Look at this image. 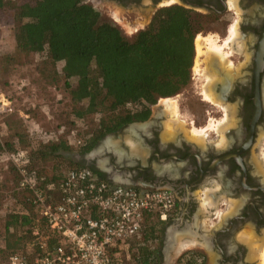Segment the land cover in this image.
Masks as SVG:
<instances>
[{"label": "flooded vegetation", "instance_id": "af4514ba", "mask_svg": "<svg viewBox=\"0 0 264 264\" xmlns=\"http://www.w3.org/2000/svg\"><path fill=\"white\" fill-rule=\"evenodd\" d=\"M109 1L121 9H140V19L149 18L148 22L155 11L178 6L198 20L199 28L194 37L197 34L217 37L223 44L222 51L220 55L212 52L206 62L217 61L224 55L222 67L230 74L220 70L218 81L215 75L208 74L211 81L206 79L205 89L225 107L228 118L224 119L223 108L203 101L198 90L196 100L205 105L201 126L209 119H220L221 130L208 129L201 142L185 138L177 129L174 133H166L169 137L160 136L162 116L159 113L152 117L150 111L156 100L147 106V114L133 113L128 122L102 134L92 147L104 144L108 135L120 137L125 133L128 143L120 140L124 152L106 142V146L89 159L84 158L86 153H76L75 159L109 183L169 191L173 207L162 229L163 239L167 228L180 219V226L184 221L192 222L196 211L200 210L197 192L210 197L212 203H219L224 213L229 207L220 203L221 199L236 200L225 222L202 238L206 246V251L201 253L203 264L209 255L214 257L213 264H254L258 246L264 243L253 250L247 243L250 238L254 242L264 241V163L261 161L264 146H260L264 141V50L261 63L258 62V44L264 31V0ZM232 26L235 38L227 41ZM204 59L203 68L208 64ZM204 209L210 213L214 210L213 206Z\"/></svg>", "mask_w": 264, "mask_h": 264}, {"label": "trees", "instance_id": "16d2710c", "mask_svg": "<svg viewBox=\"0 0 264 264\" xmlns=\"http://www.w3.org/2000/svg\"><path fill=\"white\" fill-rule=\"evenodd\" d=\"M84 1L0 0V10L6 12L13 23L15 52V56L4 55L2 59L16 63L18 58H25L30 53L44 52L46 61L44 59L41 63L49 60L62 62L60 77L72 106V117L69 128L64 130L61 126L57 141H45L43 132L38 134L36 147H31L29 136L32 130L26 127L25 131L20 119L14 125L13 119L7 117L15 112L14 109L2 115V118L6 117L2 125L5 130H10V139L0 143V158H6L19 149L18 146L25 144L27 139L32 148L27 151L29 167L36 177L42 178L43 183L59 178L67 168L87 167L94 172L91 167L70 157L69 137L72 134L83 133V142L76 153H87L102 134L121 127L133 113L147 114V106L158 98L176 94L190 79L194 34L199 22L186 10L178 6L161 8L154 12L143 29L127 39L112 23L100 20L99 12ZM37 72L46 81L57 82L56 77H46L40 69ZM81 101H85L84 104L77 106ZM86 114L95 115L92 129L79 128ZM34 158L51 164L46 168L36 167ZM7 162L0 195L8 194L13 198L19 191L18 177L9 160ZM169 218L170 215L166 221ZM35 220L36 212L27 202L20 206L18 213L6 215L0 263L30 240V226ZM166 221L161 222L154 216L145 217L141 245L136 246L132 241L129 247L132 261L148 264L151 260L156 264L157 252L151 241L159 236ZM12 225L18 228V233L6 231Z\"/></svg>", "mask_w": 264, "mask_h": 264}, {"label": "built area", "instance_id": "2783aa9c", "mask_svg": "<svg viewBox=\"0 0 264 264\" xmlns=\"http://www.w3.org/2000/svg\"><path fill=\"white\" fill-rule=\"evenodd\" d=\"M12 110L11 100L0 93V115ZM61 132V127L45 132L44 140L57 141ZM82 142L76 133L69 141L73 146ZM6 159L36 220L30 240L0 264H127L130 243H142L145 217L164 222L172 212L173 197L165 189L109 183L87 167L67 168L59 178L43 183L29 167L27 150L16 149ZM175 264H203V257L184 249Z\"/></svg>", "mask_w": 264, "mask_h": 264}, {"label": "rangeland", "instance_id": "374dc122", "mask_svg": "<svg viewBox=\"0 0 264 264\" xmlns=\"http://www.w3.org/2000/svg\"><path fill=\"white\" fill-rule=\"evenodd\" d=\"M16 1L22 2L26 0ZM84 2L90 4L95 10L99 12L100 20L112 23L127 39H131L138 30L143 29L149 20V18L140 19L142 16L140 9H121L109 0H85ZM209 38H212L219 46H223L222 42L217 41V37L210 35H195L194 57L190 67V79L188 84L176 94L170 97H165V99L167 98L166 101H168V105H171L170 107L164 106V98L161 100L157 99L156 103L150 106L152 117L155 115L157 116L159 113L160 116H162L159 129L160 136L164 135L166 137L168 135L166 133H174L177 129V132H182L185 138H192L197 142H201V139L206 134L208 129L209 131L213 129L215 132H219L221 130L220 119L216 121L209 119L205 125L201 126L204 119L202 109L205 107V105L196 100V91L199 90V96L203 101L207 102L202 98L201 95V93L205 90L206 81L205 68H203L202 65L204 54H197L196 40H198L200 49L203 52L209 45V42L207 41ZM4 55L15 56L13 43V23L7 13L0 10V92L6 95L12 101V106L15 111L13 114L7 117H11V119H13L12 121H14V125H16L18 119H20L21 127L25 131L26 127H29L32 130V135L29 136V139L32 142L31 147H36L38 134L42 135L43 132H54L61 126L64 127V130L69 128L68 123H70L72 117V106L69 101L67 91L62 86V78L60 77V68L62 66V62L57 61L52 63L49 60L48 63H41L46 58L44 52L39 54L30 53L25 58H18V62L16 61V63H7L2 59ZM38 69H40L46 77H56L57 82L50 83L41 78L37 72ZM262 87L264 91V84ZM84 102L85 101H81L79 104H77V106L83 105ZM215 107L220 108L219 106ZM19 116H21L22 119H26V122L22 121ZM4 118H2V115H0V143L4 140L10 139V130H5L2 125V121L5 120ZM225 118H228L227 112L224 116V119ZM191 120H193L195 123L193 124ZM211 121L216 123V126L208 128V125ZM188 122L189 124H187ZM80 123L82 124L79 125L80 129L84 126L92 129L95 123V115H84ZM201 127L205 129V132H203L201 135H197L192 132L193 128ZM64 134L67 135L68 133L64 131ZM82 134L83 133L80 131L77 132L78 136H82ZM71 137H69V139H71ZM258 137L259 133L257 135V138ZM120 140H123L124 143H128L127 139L125 138V133H121L120 137L108 135L105 138V142L112 144L116 150L124 152L125 147L122 146ZM129 145L131 146L132 144L129 143ZM260 146H264V141ZM18 147L27 151L32 149L30 148L27 139H25V144ZM70 149V157L77 161L75 159V154L78 150V146L71 145ZM261 151L264 152V149ZM261 161L264 163V153L263 157H261ZM61 163L64 164L63 161H61ZM50 164V161H43L38 158H34L33 160V165L36 167L46 168L49 167ZM62 167L66 168L65 165H62ZM7 168L8 162L6 158H0V177H2V179L4 176L3 173L7 170ZM262 174L264 175V169L262 170ZM3 195L4 199H2V202H0V205H2V207L0 206V211H2L0 212V245L1 238L5 233L4 220L6 215L12 212L18 213L20 211V206H24V204H26L24 194L21 191H18L12 198V205L10 200L11 197H8V194ZM196 198L198 199V208H200V210L198 209L193 216L194 222L198 223V221H200L202 222V227L204 229H208L206 224L208 221H205V218H209L208 214H210V211H208V209H204V207L213 206L214 209L216 207H220V204L217 202L212 203L210 197L200 195L199 192L196 193ZM16 206L17 208H15ZM3 208H5L6 211H4ZM204 211L207 212L205 213ZM6 231L9 233H18V228L15 227V225H12ZM243 232L246 233V230L243 229ZM181 237L182 236H179L176 239V246L179 244V240H187V238ZM155 239L156 241H151V246L153 249H157L159 236H156ZM260 242H254L252 238L247 241L249 248L252 250L257 248V246L262 244L264 241ZM21 247H23V245ZM175 251L178 252L177 247H175ZM175 251L174 253H170L169 256H166L165 259L163 258V262H159L157 259L156 264H169L171 261L175 260L178 254L175 253ZM179 251H181V249ZM127 264L137 263L136 261L131 260L127 262ZM254 264L259 263L256 260Z\"/></svg>", "mask_w": 264, "mask_h": 264}, {"label": "crops", "instance_id": "0c3cea01", "mask_svg": "<svg viewBox=\"0 0 264 264\" xmlns=\"http://www.w3.org/2000/svg\"><path fill=\"white\" fill-rule=\"evenodd\" d=\"M2 181V177H0V183ZM114 184H118V183H114ZM1 191V190H0ZM4 195H0V202H2V199ZM9 197V196H8ZM11 205L13 204V199L11 198ZM232 199H226V198H222L220 203H225L228 204V211L224 213V210L221 209L222 206L220 207H216L214 208V211L211 212L210 214H208V217L210 218H205V221H208L207 227L208 229H204L202 227V222L198 221L194 222V217L192 222L189 221H184V224L182 226H180L181 224V219L178 221L177 224L170 226L169 228H167V233L165 234V237L163 239V234L162 232L159 235V239H158V246L156 249V261L158 259L159 262H163V260L166 258V256H169L170 253H174L175 251V247H177L178 249V244L176 246V239L179 236H182L181 238H187V240L189 241H193V245H187L186 247H182L181 251L184 249H190V250H194L196 252H199L200 254L204 251H206V246L205 243L202 241V238L205 236L209 235V231L211 229H217L219 226H221L222 223L225 222V218L227 216H230V214L232 213L230 210L232 209L233 205L236 206V200L231 201ZM10 204V202H9ZM2 207V205H0ZM17 208V206L15 207ZM231 208V209H230ZM4 211L5 208H3ZM9 210V209H8ZM2 212V211H0ZM11 227V226H10ZM8 227V229L10 228ZM249 233V231H248ZM204 235V236H202ZM197 239V240H196ZM182 240V239H181ZM156 241V239L154 240ZM175 241V243H174ZM180 242V240H179ZM130 245H132V243H130ZM192 246V247H191ZM180 249H178V252L175 251V253H179ZM129 255L131 257V252L129 250ZM164 258V259H163ZM257 258V257H256ZM175 259V258H174ZM162 260V261H161ZM131 261V258H130ZM214 263V257L212 255H209L207 261L204 264H213ZM169 264H175V260L171 261Z\"/></svg>", "mask_w": 264, "mask_h": 264}, {"label": "bare ground", "instance_id": "6f19581e", "mask_svg": "<svg viewBox=\"0 0 264 264\" xmlns=\"http://www.w3.org/2000/svg\"><path fill=\"white\" fill-rule=\"evenodd\" d=\"M234 38H235V28H234V26H232L231 29H230V31H229V36L227 38V41L229 39L230 40L231 39L234 40ZM197 39H198V37H197ZM262 40H263V38H261V42H262ZM207 41L209 42L208 43L209 45H208L207 49L202 52L201 49H200V46H199V42H198V40H196V52H197V54H202L203 53L204 54V57H205L204 62L205 63L208 62V64L205 66V73H206V79H207V81L208 82L211 81V80L208 79V74H212L213 77L215 75L214 78H215V80L218 81V80H220V74H219L220 73V70L224 74H228V73L230 74V72L229 71L226 72V68L223 69V67H222L223 66V62L222 61H225V60H223L224 59V55H221L219 59L217 58V61L214 60V59H212V60L206 62V59H207L208 55H210L212 52H214L215 55L216 54H219L220 55V53L222 51L221 46H219L212 38H209ZM208 70H211V73ZM206 71H208V72H206ZM202 96H203V98L205 100L210 101L211 103L216 104L217 106L221 107V109L223 108L222 110L224 112H226L225 107L222 104L218 103L215 99H213V97L210 95V93L208 91H206V89L202 92ZM166 100H167V98L166 99L165 98L163 99L164 106L170 107L171 105L170 104L168 105V101H166ZM215 126H216V123H214V122L211 121L209 123V125H208V128H212V127H215ZM192 132L195 133V134H197V135H201L203 132H205V129L203 127H201V128H193L192 129ZM174 243H175V241H174ZM193 244H194L193 241H190V240L189 241L188 240H180V242L178 244V249H181L182 247H186L187 245H193ZM258 247L259 248L257 250V261H258L259 264H264V244L263 245H260Z\"/></svg>", "mask_w": 264, "mask_h": 264}, {"label": "water", "instance_id": "95a60500", "mask_svg": "<svg viewBox=\"0 0 264 264\" xmlns=\"http://www.w3.org/2000/svg\"><path fill=\"white\" fill-rule=\"evenodd\" d=\"M262 35H263V40H262V42L259 41V44H258V48H259V52H258V58H259V60H258V62H259V63H261V54H262V52H263V50H264V31L262 32ZM159 99L161 100L162 98H159ZM256 112H257V110H256ZM105 143H106V142H104V144H99L96 148H94V149L88 151V152L84 155V158H85V159H89L90 157H92V155H93L94 153L100 151V150L103 148V146H106ZM119 184L124 185V184H122V183H119Z\"/></svg>", "mask_w": 264, "mask_h": 264}]
</instances>
